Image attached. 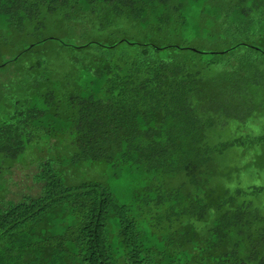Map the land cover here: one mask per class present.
Instances as JSON below:
<instances>
[{
    "label": "trees",
    "instance_id": "obj_1",
    "mask_svg": "<svg viewBox=\"0 0 264 264\" xmlns=\"http://www.w3.org/2000/svg\"><path fill=\"white\" fill-rule=\"evenodd\" d=\"M262 111L264 0H0V264H264Z\"/></svg>",
    "mask_w": 264,
    "mask_h": 264
},
{
    "label": "rangeland",
    "instance_id": "obj_2",
    "mask_svg": "<svg viewBox=\"0 0 264 264\" xmlns=\"http://www.w3.org/2000/svg\"><path fill=\"white\" fill-rule=\"evenodd\" d=\"M200 45L204 46V42L200 41L198 42ZM261 114L264 115V111L261 112ZM27 172L23 169L19 170V172L17 174H15V178L18 179V188H21L22 190H28L27 185L30 184V181L28 180V178L26 177ZM260 181V179H259ZM250 183H252V181L250 180ZM12 190H16L15 186L12 187ZM31 191V188H30ZM35 191V189H34ZM11 194L13 195V192L11 191ZM12 195H8L7 197H10Z\"/></svg>",
    "mask_w": 264,
    "mask_h": 264
}]
</instances>
